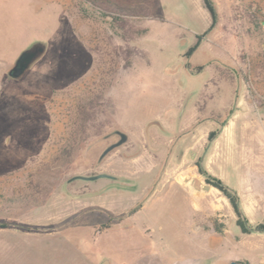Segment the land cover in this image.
<instances>
[{"label": "rangeland", "instance_id": "374dc122", "mask_svg": "<svg viewBox=\"0 0 264 264\" xmlns=\"http://www.w3.org/2000/svg\"><path fill=\"white\" fill-rule=\"evenodd\" d=\"M212 1L0 0V264H264V0Z\"/></svg>", "mask_w": 264, "mask_h": 264}, {"label": "trees", "instance_id": "16d2710c", "mask_svg": "<svg viewBox=\"0 0 264 264\" xmlns=\"http://www.w3.org/2000/svg\"><path fill=\"white\" fill-rule=\"evenodd\" d=\"M143 1L144 2L142 4H140L139 7H136V8L134 7L133 9H122V10H120V12L122 14H124V16H126L128 14H133V13H135V14L136 13H138V14H146L149 11V8H148V5H145V3H147V2L149 3L150 0H143ZM205 5H206V7L208 8V10L210 11V13L212 15V19H213L212 26H213V24L216 22L215 6H214L212 0H205ZM123 22H124L123 25H121V28L123 29V32H124L123 36L125 38H127V37H129L128 36V31L125 30V22H127V21H123ZM32 50L35 51V54L37 55V57H36V59H37V58H39L40 56H42L45 53L46 45L44 43H42V42L36 43L30 49H27V50L23 51L20 54V56L23 55L25 52L32 51ZM193 50H194V48H191L187 54L190 55L193 52ZM214 134H215V132L212 131V132H210L209 136L212 137ZM207 181L209 183H211L212 185H214L215 187H217L218 189H220L227 196V198L230 200V202L232 203L236 213L239 216L238 220H237V224L240 226L242 231L249 232L248 223H247L246 219L242 215V212H241V209L239 207L238 199H237L236 194L231 189H229L226 185H224L223 182L220 181L219 179H209V178H207ZM257 228L264 230V223L257 225Z\"/></svg>", "mask_w": 264, "mask_h": 264}, {"label": "water", "instance_id": "95a60500", "mask_svg": "<svg viewBox=\"0 0 264 264\" xmlns=\"http://www.w3.org/2000/svg\"><path fill=\"white\" fill-rule=\"evenodd\" d=\"M37 55L35 53H31L30 51L25 52L23 55L18 57L16 60L14 66L9 70V75L13 78H21L26 71L29 69L30 65L33 63V61L36 59ZM117 134H119V139L116 142L111 143L106 147V149L102 152L100 159H103L109 152H111L113 149L119 147L123 143H125L128 139V136L126 133L122 131H117ZM193 155V153H192ZM101 175H74L67 179V183H70L78 178H84V179H96L100 177ZM255 230V229H253ZM101 264H110L109 260L106 259L102 261ZM231 264H245L240 261H232Z\"/></svg>", "mask_w": 264, "mask_h": 264}, {"label": "crops", "instance_id": "0c3cea01", "mask_svg": "<svg viewBox=\"0 0 264 264\" xmlns=\"http://www.w3.org/2000/svg\"><path fill=\"white\" fill-rule=\"evenodd\" d=\"M166 173H167V170H163V171H160V173L158 174V177L156 179L157 187L159 185H160V187H166V185H167V183H166Z\"/></svg>", "mask_w": 264, "mask_h": 264}, {"label": "built area", "instance_id": "2783aa9c", "mask_svg": "<svg viewBox=\"0 0 264 264\" xmlns=\"http://www.w3.org/2000/svg\"><path fill=\"white\" fill-rule=\"evenodd\" d=\"M260 17H261V26L264 28V7L260 10Z\"/></svg>", "mask_w": 264, "mask_h": 264}, {"label": "flooded vegetation", "instance_id": "af4514ba", "mask_svg": "<svg viewBox=\"0 0 264 264\" xmlns=\"http://www.w3.org/2000/svg\"><path fill=\"white\" fill-rule=\"evenodd\" d=\"M30 52H31V53H35V51H33V50H32V51H30ZM117 135H118V134H117Z\"/></svg>", "mask_w": 264, "mask_h": 264}]
</instances>
